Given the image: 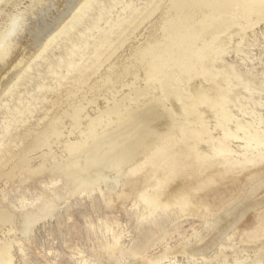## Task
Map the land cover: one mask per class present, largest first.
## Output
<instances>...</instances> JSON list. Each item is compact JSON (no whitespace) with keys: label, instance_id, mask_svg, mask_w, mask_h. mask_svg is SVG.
I'll list each match as a JSON object with an SVG mask.
<instances>
[{"label":"bare ground","instance_id":"6f19581e","mask_svg":"<svg viewBox=\"0 0 264 264\" xmlns=\"http://www.w3.org/2000/svg\"><path fill=\"white\" fill-rule=\"evenodd\" d=\"M71 1L49 0L0 59V89L40 51L34 44L46 45L54 33L61 34L87 2ZM102 4L95 23L67 38L57 55L28 77L24 97L0 106L5 108L0 113V181L14 178L16 167L30 178L59 176L78 191L93 188L110 173L126 176L122 185L129 197L158 185L155 206L171 211L176 202L180 211L190 206L205 224L209 238L201 244L199 238L190 250L184 247L189 262L264 264L262 156L247 164L253 144V149L264 148V134H250L226 109L234 85L216 66L228 46L235 44L239 51L257 27L264 31V0ZM249 86L245 82L244 89ZM232 106L244 113L237 103ZM205 112L213 119L207 120ZM201 145H209L214 156L200 152ZM237 159L241 165H234ZM144 166L140 177L128 176ZM52 200L48 194L37 212L21 214L0 204V236L11 233L14 223L37 221L52 209ZM248 212L249 220L241 223ZM226 251L232 253L230 261ZM0 264H12L4 245Z\"/></svg>","mask_w":264,"mask_h":264},{"label":"rangeland","instance_id":"374dc122","mask_svg":"<svg viewBox=\"0 0 264 264\" xmlns=\"http://www.w3.org/2000/svg\"><path fill=\"white\" fill-rule=\"evenodd\" d=\"M107 1L87 0L79 15L61 34L54 33L46 45L35 43L34 50L37 52L39 49L40 51L36 53L39 55L34 54L11 80L5 79L7 82L4 80L6 87L0 89V106L17 104L14 98L24 97V84L27 83L28 77L46 60H51L55 54L57 55L60 44L67 38L74 37L79 31L84 30L85 25L95 23L99 5L102 2L106 4ZM48 2L49 0H0V59L10 52L19 39L27 33L31 24L38 20V13ZM106 10H103V13ZM234 46L235 44L228 46L227 52L216 64L218 70L232 78L230 81L234 85L230 92V98L232 97L233 100L227 103L226 109L238 118L241 125L247 127L245 128L250 134L253 135L256 131L259 137H262L264 134V31L259 32L257 27L255 35L247 38L240 45L239 51ZM236 72L242 78L236 76L235 79L233 73ZM245 82L250 86L244 89ZM19 93L22 95L20 96ZM236 103L243 107L244 113L238 107L232 106ZM4 109L0 110L1 114ZM1 114L0 124L3 122ZM205 115L207 120L213 119L211 113L205 112ZM250 123L254 124L252 126L255 128H252ZM236 145L238 144L234 146ZM254 147L253 144L247 164L253 163L259 155L262 156L261 163H264V148L253 149ZM198 148L203 154L214 156L209 145H201ZM241 164L240 159L234 163V165ZM15 169L16 167L12 169L15 171L14 178H2L0 181V204L14 214L37 212L43 197L48 194L53 196V204L51 203L50 211L37 217V221L31 224L14 223L11 226L13 229L11 233L4 232V235L0 236V246L4 245L9 249L12 264H193L194 262H189L186 252L193 248L192 246L197 247L198 243L201 244L209 238L208 236L206 238V230H203L205 227L203 220L199 222V219L190 213V206L180 211L176 202L171 211L153 204L152 195L159 188L158 185L144 189L135 196V199L127 196L131 192L127 186H123L126 176L124 178L121 174L110 173L107 179L101 181L102 183H97L93 188L86 189L87 191H78L59 176L30 178L27 172H19ZM145 169L144 166L137 171L139 174L129 173L128 176L138 178ZM128 171L126 170L125 173ZM103 182H106L105 185ZM58 190L62 192L59 193ZM236 207L237 205L232 206V208ZM248 213L241 223L249 220L250 212ZM170 216L173 219L169 221ZM210 221L209 224L212 222ZM200 224H204L203 227ZM8 229L7 227L6 231ZM199 238L202 239L198 242ZM185 246L188 249L185 248L186 252L183 251ZM225 256L230 261L232 253L226 251ZM253 256L250 254V257Z\"/></svg>","mask_w":264,"mask_h":264}]
</instances>
